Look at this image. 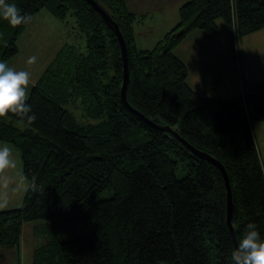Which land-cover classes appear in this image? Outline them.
Here are the masks:
<instances>
[{"label": "trees", "instance_id": "trees-1", "mask_svg": "<svg viewBox=\"0 0 264 264\" xmlns=\"http://www.w3.org/2000/svg\"><path fill=\"white\" fill-rule=\"evenodd\" d=\"M96 1L126 40L130 104L221 161L236 237L248 222L264 236V165L252 127L264 122V81L239 97L204 96L175 53L196 30L218 37L220 19L237 37L262 30L264 0H188L152 48L136 44L138 14L127 0ZM8 2L32 19L43 9L59 20L75 15L87 49L65 44L44 68L27 101L35 122L0 118V141L20 149L29 181L22 206L0 211V247L20 249L24 225L42 218L36 231L49 239L33 264H229L235 242L223 172L127 107L121 44L103 15L88 0ZM27 25L13 28L0 18V61L19 52ZM77 97L83 119L62 105ZM180 165L185 175L178 178ZM84 221L92 223L89 234L60 239L58 227Z\"/></svg>", "mask_w": 264, "mask_h": 264}, {"label": "rangeland", "instance_id": "rangeland-1", "mask_svg": "<svg viewBox=\"0 0 264 264\" xmlns=\"http://www.w3.org/2000/svg\"><path fill=\"white\" fill-rule=\"evenodd\" d=\"M219 21L222 32L227 35L229 32L227 25L223 20L220 19ZM197 32L200 31L196 30L195 34ZM231 35L233 40L232 58L229 60V56H221L218 60L217 66L214 68V74L209 78L210 82L207 81L209 86H207L206 89L213 87L220 97L221 94L228 96L241 94V87L229 72L230 64L232 63H234L238 70L239 82L240 84L245 85L246 93L251 89L253 83L264 81V27L262 30L252 32L248 35H240L237 37L233 35L232 32ZM190 38L188 36V39L175 48V53H177L182 60L185 59V54L182 53V46L189 42ZM155 42L156 40L147 41L146 39L141 38L137 40L136 43L140 48H152L155 45ZM65 44L76 45L81 52H86L87 49L86 36L81 32L76 22L75 15L70 13L66 20H59L51 14L49 10L43 9L41 10V13H38L37 16L31 20L27 25L26 30L19 36L17 43L19 52L10 58L7 64L17 70H26L31 73V83L28 89V96L31 94L30 90L33 84L37 82V78L43 73L44 68L53 60L56 52L64 48ZM189 45L194 50L199 48L202 50L206 49L204 43L199 42L198 39L192 40ZM208 50H210V48ZM208 50L206 51L208 52ZM30 56L37 57L36 63L33 65H28L26 63ZM193 57L194 53L188 61L191 68V74L198 75V73H201L198 69L201 65L195 63ZM209 61H211V59L207 60L205 66L206 69L209 68V65L212 66L213 62ZM221 79H225L224 81L228 82V84L225 83L227 84L228 91H223V93L220 90ZM62 105L70 109V111L75 113L80 119L84 118L82 102L79 97L71 100L67 104L62 103ZM253 123H257V128L254 129L257 144H260L261 148H264V122L255 119ZM258 125H260V127H258ZM4 144L12 147L17 166L15 169H8L5 170L4 173H0V204L4 205L3 207H0V211L21 207L26 195V190L29 186V181L25 179L24 162L20 149L10 142H0V146ZM184 173L185 170L180 165L176 170L178 178L183 177L185 175ZM42 223H45V221L42 218H39L37 222H28V224L24 225L22 242L19 247L20 250H18L17 247H14L16 256L4 257L0 255V264H33L35 250L40 248L41 245H45L49 239L46 230L39 231V233L36 231V229L43 228ZM91 230L92 223L89 221H84L83 223L72 222L71 224L61 225V227L56 229L61 240L79 239L83 237L85 233L89 234ZM159 264L167 263L162 262Z\"/></svg>", "mask_w": 264, "mask_h": 264}, {"label": "crops", "instance_id": "crops-1", "mask_svg": "<svg viewBox=\"0 0 264 264\" xmlns=\"http://www.w3.org/2000/svg\"><path fill=\"white\" fill-rule=\"evenodd\" d=\"M187 1L188 0H127L128 7L130 8V10L138 14V20L136 21L135 26H134L136 42L137 40L141 38L146 39L147 41L156 40V42L160 40L165 35L166 32L172 29L174 25H176L179 22L178 20L179 10H180L179 8ZM199 31L200 32H197L196 34H195L196 31H194L191 35H188L189 38L191 36V38L189 39V42L185 43L182 46L183 47L182 53L185 54V59L183 60H184V63H187L189 67L190 75L188 78V82H189V85H191V87L196 92L201 93L204 96L220 97L217 94V92H215L213 87L206 89L207 86H209L208 85L209 83H207V81H209V78L214 74L215 72L214 68L217 66L218 60L221 56L222 57L229 56L228 57L229 60L232 58L233 40H232L231 30L230 29L228 30L229 32L227 35L224 32H222L216 38H209L208 36H206V34L203 31L201 30ZM188 36L185 38V40L188 39ZM195 39H198L199 42H203L206 49L205 50H202L200 48L197 50L192 49L189 43ZM209 48L210 50H208ZM206 50H208V52ZM193 53H194V57H193L194 62L201 65L198 68L201 71V73H198V75L191 74V68L188 63ZM188 55H189V58H188ZM208 59H211V61L209 62H213V63H212V66L209 65V68L206 69L205 66L207 64L206 62ZM230 65L231 66L229 68V72L231 73L233 78H235L239 86L241 87V94H243V92H246L245 85L240 84L239 78H238L239 73L234 63ZM224 80L225 79L220 80V85H221L220 90L222 93L223 91H228V87H227L228 82ZM241 94L240 95L236 94L235 96H228V95L221 94V96L239 97L241 96ZM256 125L257 123L254 124L252 122L253 129L257 128ZM258 127H260V125H258ZM258 148L260 149L261 160H263V165H264V148H261L260 144H258ZM25 179L27 180L26 177ZM0 255L4 257L16 256L15 248L0 247Z\"/></svg>", "mask_w": 264, "mask_h": 264}, {"label": "clouds", "instance_id": "clouds-1", "mask_svg": "<svg viewBox=\"0 0 264 264\" xmlns=\"http://www.w3.org/2000/svg\"><path fill=\"white\" fill-rule=\"evenodd\" d=\"M0 18L13 28L31 22L32 16L8 0H0ZM37 57H28L26 63L33 65ZM31 73L17 70L7 62L0 61V118L9 114L15 116L21 124H32L37 119L32 106L27 103ZM17 166L13 149L7 144L0 146V173L15 169ZM0 204V207H3ZM229 264H264V236L261 235L254 222H248L236 237L235 246L231 250Z\"/></svg>", "mask_w": 264, "mask_h": 264}, {"label": "water", "instance_id": "water-1", "mask_svg": "<svg viewBox=\"0 0 264 264\" xmlns=\"http://www.w3.org/2000/svg\"><path fill=\"white\" fill-rule=\"evenodd\" d=\"M89 2H91V4L96 7V9L103 15V17L105 18L106 22H108L111 27L113 28L115 34H117L118 39H119V43L121 44V48H122V55H123V59H124V82L122 85V100L124 101V103L127 105V107L136 112L144 121H147L149 124L153 125V126H157L158 128L164 130V131H169L171 132L177 139L178 141H182L183 144L189 149L191 150L194 154H196L198 157H200L201 159L204 158L206 160H208L209 162L214 163L221 172H223V175L225 177V181L227 183V194H228V200H227V205H228V212H227V216H228V225L231 228V232H232V236L234 238V242L236 243V232H235V228L233 227V217H232V213H233V195H232V190H231V184L229 182V175L228 172L225 168V166L221 163V161L217 160L215 157H212L209 153L205 152V151H200L199 149H197L193 144H191L189 141H187L179 132H177L176 130H174L170 125L167 126H161L157 123H155L154 121L148 119L145 114L141 113L139 110H137L134 106H132L129 102V100L127 99V90H128V84L130 82V69L128 66V61H129V55H128V47L126 44V40L124 37V34L122 33L119 23H117L112 16L109 14V12H106L102 6L98 3V1L96 0H88Z\"/></svg>", "mask_w": 264, "mask_h": 264}]
</instances>
